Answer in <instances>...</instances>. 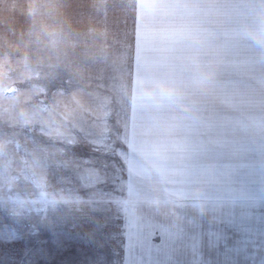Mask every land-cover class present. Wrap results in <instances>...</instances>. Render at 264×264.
Instances as JSON below:
<instances>
[{
    "label": "rangeland",
    "instance_id": "obj_1",
    "mask_svg": "<svg viewBox=\"0 0 264 264\" xmlns=\"http://www.w3.org/2000/svg\"><path fill=\"white\" fill-rule=\"evenodd\" d=\"M97 3L0 0V264H264V0L141 3L133 55Z\"/></svg>",
    "mask_w": 264,
    "mask_h": 264
},
{
    "label": "crops",
    "instance_id": "obj_2",
    "mask_svg": "<svg viewBox=\"0 0 264 264\" xmlns=\"http://www.w3.org/2000/svg\"><path fill=\"white\" fill-rule=\"evenodd\" d=\"M89 3V0H87ZM145 1V2H144ZM154 0H97V4L103 8H89L87 17L90 19L91 28H99V30H88L99 32V34L113 35H131L130 40L135 46H132L133 54L140 43H146L142 48V52L153 50L159 40L161 33L168 31V20H162L160 14L161 6H157V10H144L143 6L147 3L154 5ZM93 4V3H92ZM154 12V13H153ZM94 18V19H93ZM111 19V20H107ZM162 23V26L160 25ZM79 25L78 27H80ZM162 30V31H161ZM169 50V47H167ZM136 56V55H135ZM134 64V63H133Z\"/></svg>",
    "mask_w": 264,
    "mask_h": 264
},
{
    "label": "clouds",
    "instance_id": "obj_3",
    "mask_svg": "<svg viewBox=\"0 0 264 264\" xmlns=\"http://www.w3.org/2000/svg\"><path fill=\"white\" fill-rule=\"evenodd\" d=\"M249 37L257 46L264 49V9L257 11L254 24L249 29ZM139 94L148 102L163 104L173 100L178 90L170 82L157 81L152 87L141 85Z\"/></svg>",
    "mask_w": 264,
    "mask_h": 264
}]
</instances>
